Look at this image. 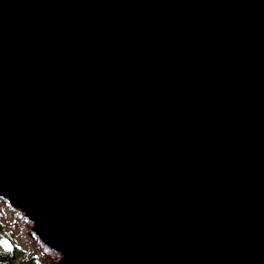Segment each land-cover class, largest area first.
<instances>
[{"label":"water","instance_id":"95a60500","mask_svg":"<svg viewBox=\"0 0 264 264\" xmlns=\"http://www.w3.org/2000/svg\"><path fill=\"white\" fill-rule=\"evenodd\" d=\"M0 196L57 264H264V0H0Z\"/></svg>","mask_w":264,"mask_h":264},{"label":"rangeland","instance_id":"374dc122","mask_svg":"<svg viewBox=\"0 0 264 264\" xmlns=\"http://www.w3.org/2000/svg\"><path fill=\"white\" fill-rule=\"evenodd\" d=\"M33 226L32 221L13 207L8 199L0 196V242L8 240L13 246L12 250L7 251L0 244V250L13 252L20 264L32 257L35 264H57L60 253L45 245L32 230Z\"/></svg>","mask_w":264,"mask_h":264},{"label":"trees","instance_id":"16d2710c","mask_svg":"<svg viewBox=\"0 0 264 264\" xmlns=\"http://www.w3.org/2000/svg\"><path fill=\"white\" fill-rule=\"evenodd\" d=\"M1 232V231H0ZM0 264H20L17 256L13 255V252H3L0 250ZM21 264H35V258L32 257L30 260L26 258L24 263Z\"/></svg>","mask_w":264,"mask_h":264}]
</instances>
